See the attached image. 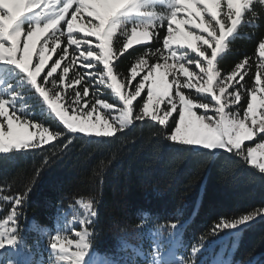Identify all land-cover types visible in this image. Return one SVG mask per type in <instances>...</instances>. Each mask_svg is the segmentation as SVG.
<instances>
[{
  "label": "snow or ice",
  "instance_id": "6c2138e0",
  "mask_svg": "<svg viewBox=\"0 0 264 264\" xmlns=\"http://www.w3.org/2000/svg\"><path fill=\"white\" fill-rule=\"evenodd\" d=\"M250 3L0 0V84L8 85L0 88V154L42 149L51 141L62 151L58 145L66 149L75 138L68 133L111 137L147 117L167 125L159 134L167 133L171 142L197 146L193 151L223 149L264 173V40L258 45L253 83L247 57L226 74L218 67ZM149 39L162 41V47L141 53L130 74L116 71L126 49ZM25 96L63 127L30 119L34 105ZM14 199L19 205L21 198ZM83 208L97 215L93 204ZM16 214L0 222V248L15 242L10 235L15 228L8 222L15 223ZM257 217H264V207L217 228L235 229ZM89 235L87 230L77 231L75 240L54 235L51 248L58 250L59 264H82Z\"/></svg>",
  "mask_w": 264,
  "mask_h": 264
},
{
  "label": "trees",
  "instance_id": "16d2710c",
  "mask_svg": "<svg viewBox=\"0 0 264 264\" xmlns=\"http://www.w3.org/2000/svg\"><path fill=\"white\" fill-rule=\"evenodd\" d=\"M249 8L218 67L226 74L247 57L253 83L258 45L264 40V3L251 0ZM124 39L119 37L118 46ZM156 46L162 47V41L151 39L125 50L116 71L130 74L141 53ZM29 118L63 127L39 110ZM166 127L145 118L111 137L68 133L75 138L66 149L60 143L62 151L53 141L43 150L0 154V221L17 213L15 242L0 248V264H52L42 230H52L79 202L93 204L97 213L89 224V240L106 264H264V217L239 231L217 228L264 207V173L232 153L193 151L171 142L167 133L159 134ZM15 197L21 198L19 205ZM166 249L174 260L164 258Z\"/></svg>",
  "mask_w": 264,
  "mask_h": 264
},
{
  "label": "rangeland",
  "instance_id": "374dc122",
  "mask_svg": "<svg viewBox=\"0 0 264 264\" xmlns=\"http://www.w3.org/2000/svg\"><path fill=\"white\" fill-rule=\"evenodd\" d=\"M163 9L161 8H157L156 11H162ZM87 19V17H85ZM131 28V25H129V29ZM117 33H119V30L117 31ZM77 35H81L79 33H77ZM116 34H114L115 36ZM151 41V39L149 40H146V41H142V43L140 44H147ZM140 44H133L132 46H130L129 48L135 46V45H140ZM39 46V45H38ZM128 48V49H129ZM226 49V47H225ZM127 50V49H126ZM225 51V50H224ZM224 53V52H223ZM222 53V54H223ZM54 54H52V59L54 57ZM34 60H35V57H34ZM52 60L49 61V64L51 63ZM47 68V66H46ZM39 79V78H38ZM12 83H15V82H12ZM130 90V89H129ZM34 91V90H33ZM110 92V90H109ZM24 98H30V96H25ZM139 99V97L137 98V100ZM210 99V97H209ZM109 102H111V100H109ZM136 101H133V103H135ZM30 105H35V103H31ZM38 106V105H37ZM19 108V106H17ZM163 107V105L161 106ZM37 110H39L41 113H43V110L38 106L37 107ZM37 110L36 109H33L32 111V114H35L37 113ZM19 114V112H18ZM175 115V114H174ZM147 118V117H146ZM150 119V118H149ZM171 118H169L170 120ZM58 121V120H57ZM59 122V121H58ZM132 125V124H131ZM131 125H129L128 127H130ZM63 126V125H62ZM76 135H83V136H86V137H89V138H98L96 136H89V135H86V134H81V133H76ZM255 139V137H254ZM53 141L49 142L48 144L52 143ZM246 143H250V142H246ZM47 145V144H46ZM44 146V145H43ZM191 148H196L197 146H190ZM199 150H206V151H214V152H217V151H225L223 149H217V150H207V149H199ZM198 150V151H199ZM88 202H79L77 205H75L73 207V209H70L68 212L64 213V215L61 216V218L58 220V222L55 224L54 228L51 229H44L42 230V232L44 233L45 237L49 240V244H50V250H51V257H52V264H59V262L56 260V255H57V251L58 250H53L51 248V242H52V237L56 234H60L61 236H67L68 239H72V240H75V239H78L77 236H75V233L77 231H84V230H87L90 234V228H89V224L93 221L94 217H92L90 215V210H86L83 208V204H86ZM258 218L260 217H257L254 221H256ZM5 220H7L5 217L2 221L0 222H4ZM81 220H85L86 223L84 225H81L80 221ZM253 221V222H254ZM252 223V222H250ZM248 223V224H250ZM247 224V225H248ZM13 223L11 221L8 222V226L10 228H13ZM244 226L246 225H240L238 226L237 228L233 229L235 231H239L240 229H242ZM10 235H12V232L10 233ZM13 236V235H12ZM90 236V235H89ZM15 237V236H14ZM16 238V237H15ZM88 243H89V248L88 250L86 251V254H85V257L83 258V261H82V264H106L104 261H103V257L100 256L99 254L95 253V251H93L91 249V244H90V240H88ZM5 246H7V244H5ZM75 248L74 246L71 248V251H74ZM163 256L166 260L168 261H172L176 258V256L174 255V253L169 250V249H166L165 251H163Z\"/></svg>",
  "mask_w": 264,
  "mask_h": 264
}]
</instances>
